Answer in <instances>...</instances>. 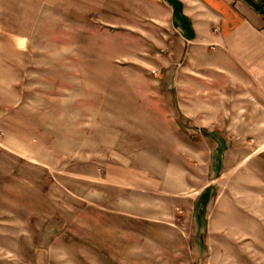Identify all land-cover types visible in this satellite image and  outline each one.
<instances>
[{
    "label": "rangeland",
    "instance_id": "374dc122",
    "mask_svg": "<svg viewBox=\"0 0 264 264\" xmlns=\"http://www.w3.org/2000/svg\"><path fill=\"white\" fill-rule=\"evenodd\" d=\"M167 19L0 0V264H264V92Z\"/></svg>",
    "mask_w": 264,
    "mask_h": 264
},
{
    "label": "crops",
    "instance_id": "0c3cea01",
    "mask_svg": "<svg viewBox=\"0 0 264 264\" xmlns=\"http://www.w3.org/2000/svg\"><path fill=\"white\" fill-rule=\"evenodd\" d=\"M160 7L183 45L214 46L264 92V0H160Z\"/></svg>",
    "mask_w": 264,
    "mask_h": 264
}]
</instances>
